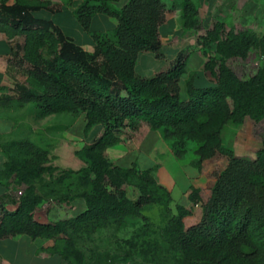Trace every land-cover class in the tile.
I'll return each instance as SVG.
<instances>
[{
	"label": "trees",
	"instance_id": "trees-1",
	"mask_svg": "<svg viewBox=\"0 0 264 264\" xmlns=\"http://www.w3.org/2000/svg\"><path fill=\"white\" fill-rule=\"evenodd\" d=\"M8 1L0 5V32L9 39L24 38V43L16 46L11 67L26 65L32 85L16 83L14 95L1 104L8 106L15 100L21 105L32 104L40 117L83 114L85 138L103 128V133L83 148L88 166L62 175L78 174L84 185H90L84 195L86 209L76 216L75 224H121L131 215L140 216L143 208L154 202L148 195L136 201L128 199L123 175L140 174L134 165L130 169L113 165L105 154L122 142L123 132L136 133L147 125L172 142L178 158L184 155L188 141L198 144L196 154L201 164L217 155L228 158L226 168L216 175L211 196L202 205L200 222L184 229L182 221L189 214L183 212L177 219L176 245L186 259L204 264H264V149L255 160L240 158L224 146L222 137L227 124H241L248 115L262 116L259 105L264 97L256 93L258 85L241 83L222 71L211 87L198 88L188 79L183 98V58L152 77L137 75L139 54H158L162 48L163 0H130L121 9L112 4L118 0H87L76 12L85 30H90L92 17L98 13L117 22L112 33L93 34L92 53L66 37L52 21L35 16L45 7L42 2L16 0L9 5ZM183 15L185 25L193 24L198 11L187 2ZM251 45L247 38L231 37L226 48L230 55L246 58ZM205 69L213 72L214 64L207 61ZM241 87L246 95L232 106L230 95ZM11 144L21 147L28 160L7 153L10 169L21 170L30 178L55 170L48 165L47 150L32 142ZM140 178L157 185L147 171ZM40 202L29 192L20 197L13 211L0 204V241L21 235L55 240L64 235L63 226L37 220L35 211Z\"/></svg>",
	"mask_w": 264,
	"mask_h": 264
},
{
	"label": "rangeland",
	"instance_id": "rangeland-1",
	"mask_svg": "<svg viewBox=\"0 0 264 264\" xmlns=\"http://www.w3.org/2000/svg\"><path fill=\"white\" fill-rule=\"evenodd\" d=\"M166 11L180 16L184 33L193 46L214 64V71L206 70L205 80L216 85L222 71L241 83L258 85L256 93L264 97V0H163ZM190 2L198 11L193 24L185 25L183 9ZM42 18L41 14H38ZM231 37L247 38L252 45L246 58L230 55L227 41ZM22 43L24 38L22 37ZM185 60V57L183 58ZM186 62V61H185ZM197 63L193 54L187 69ZM28 67L13 65L8 96L14 95L16 83L31 86ZM194 76V75H193ZM192 77V76H191ZM190 79V78H189ZM184 85V82H181ZM241 87L230 95V103L245 97ZM184 98V94H182ZM262 116H246L241 124L229 123L223 130L224 146L236 156L255 160L264 149V103ZM0 111L13 123L5 148L10 155L28 160L24 150L11 143L32 142L45 149L51 159L52 172L30 178L21 170L7 167L5 174L14 194V204L32 192L41 202L35 211L47 223L63 226L65 234L55 240L38 241L35 260L39 264H204L186 259L176 245L177 219L183 212L184 229L196 225L202 217V205L209 199L216 175L228 164L225 155H217L199 163L198 144L188 141L181 158L173 152L172 142L162 132L142 125L138 133L127 130L121 135L124 146L107 149L105 154L113 165L130 169L133 165L142 175L146 171L157 185L144 182L140 175H123V190L128 199L136 201L141 195L154 198L140 216L131 215L121 224L109 222L103 226H78L76 216L86 209L84 185L80 175L62 178L65 171H79L87 167L83 148L103 133L99 127L85 138L83 114L59 113L40 117L32 104L0 105ZM140 128V129H141ZM176 182L165 186L160 172ZM166 188L167 191L161 189ZM22 191V195L17 193ZM170 195V196H169ZM182 209V210H181ZM246 251H249L246 249ZM4 261L0 259V264Z\"/></svg>",
	"mask_w": 264,
	"mask_h": 264
},
{
	"label": "crops",
	"instance_id": "crops-1",
	"mask_svg": "<svg viewBox=\"0 0 264 264\" xmlns=\"http://www.w3.org/2000/svg\"><path fill=\"white\" fill-rule=\"evenodd\" d=\"M2 1L3 0H0V5ZM31 1H39L45 4V7H42L39 11L35 12L37 18H41L38 16V14H41V19L52 21L60 28L66 37L73 40L77 45L89 53L94 51V33L109 34L112 33L117 26V22L114 18L98 13L92 17L90 30H85L80 23L76 12L87 0ZM129 1L130 0H118L112 2V4L116 8L121 9ZM15 2L16 0H9L8 4L12 5ZM182 33L184 32L182 30L180 16L166 11V20L159 28L160 39L162 42L160 52L158 54L148 51L141 52L135 70L137 75L149 78L168 70L180 58L185 57L186 73L181 80V82H184V85L181 83V94L186 96V82L189 78L193 79L195 86L198 88L211 87L214 85L211 84L209 80H205L207 72L205 69V57L194 48L193 42L190 41L188 37H181V35H183ZM17 44H23L21 37L9 39L4 33L0 32V105H4L1 104V101H7L9 96L6 91H8L10 87H13L10 82L13 75L11 62L14 59L13 54L16 51ZM193 54L196 55L197 63L192 68L187 69L188 62ZM12 127L13 123L11 118L0 111V204L9 211L15 210L18 206V203L14 204V194L9 188L8 178L5 174L7 167L10 165V160L7 155L9 152L5 148V144H7V138L12 133ZM147 127L149 128V126ZM141 130L142 128L139 132ZM120 146H124L123 143H119L113 147ZM160 175L163 178L165 186L170 185L174 187V185H176L174 180L165 176V172L161 171ZM35 217L40 222L47 223L44 219L38 218L36 213ZM38 241L47 240H32L26 235L4 239L0 241V259L4 261L3 264H39V262L35 260Z\"/></svg>",
	"mask_w": 264,
	"mask_h": 264
},
{
	"label": "built area",
	"instance_id": "built-area-1",
	"mask_svg": "<svg viewBox=\"0 0 264 264\" xmlns=\"http://www.w3.org/2000/svg\"><path fill=\"white\" fill-rule=\"evenodd\" d=\"M22 193H23L22 191H19V192L17 193V196H18V195H22ZM19 199H20V198H19Z\"/></svg>",
	"mask_w": 264,
	"mask_h": 264
}]
</instances>
